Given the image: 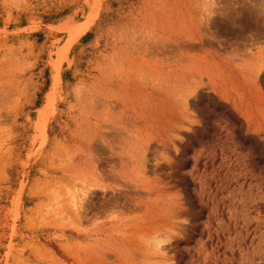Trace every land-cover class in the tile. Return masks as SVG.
<instances>
[{
  "label": "rangeland",
  "instance_id": "rangeland-1",
  "mask_svg": "<svg viewBox=\"0 0 264 264\" xmlns=\"http://www.w3.org/2000/svg\"><path fill=\"white\" fill-rule=\"evenodd\" d=\"M95 1L0 0V264H264V0Z\"/></svg>",
  "mask_w": 264,
  "mask_h": 264
},
{
  "label": "bare ground",
  "instance_id": "bare-ground-1",
  "mask_svg": "<svg viewBox=\"0 0 264 264\" xmlns=\"http://www.w3.org/2000/svg\"><path fill=\"white\" fill-rule=\"evenodd\" d=\"M99 4H100V0H96L95 2H94V5L92 6V9H91V11H90V13L91 14H89V16H88V18L86 19V21L85 22H83L80 26H79V28H78V31H76V32H73L74 34H73V37H74V35L76 36V37H79L81 34H83L84 32H86V30L89 28V26L92 24V22H93V20H94V17H95V15H96V11H97V9H98V7H99ZM70 45H71V40H69V41H67L65 44H64V46L62 47V50H60L61 51V58H64V56H65V54L68 52V50H69V47H70ZM57 66V65H56ZM59 85V69H58V66H57V68H55V74H54V78H53V84H52V88L53 89H56V87ZM53 98L50 96L49 98H48V101L50 102L51 100H52ZM50 105V104H49ZM45 107V106H44ZM47 107V106H46ZM44 110V111H43ZM43 113L42 114H40V116H44V115H46L45 114V112H46V110H47V108H43Z\"/></svg>",
  "mask_w": 264,
  "mask_h": 264
},
{
  "label": "trees",
  "instance_id": "trees-1",
  "mask_svg": "<svg viewBox=\"0 0 264 264\" xmlns=\"http://www.w3.org/2000/svg\"><path fill=\"white\" fill-rule=\"evenodd\" d=\"M233 123H237L235 118L233 116H227ZM236 134L238 135L239 140H241L243 143H245V139L243 138V136L241 135L239 130H236Z\"/></svg>",
  "mask_w": 264,
  "mask_h": 264
}]
</instances>
